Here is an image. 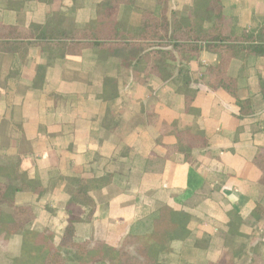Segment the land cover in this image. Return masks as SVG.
I'll list each match as a JSON object with an SVG mask.
<instances>
[{
  "label": "crops",
  "instance_id": "1",
  "mask_svg": "<svg viewBox=\"0 0 264 264\" xmlns=\"http://www.w3.org/2000/svg\"><path fill=\"white\" fill-rule=\"evenodd\" d=\"M101 1L0 0V24L54 20L62 29L82 28ZM221 2L225 34L264 25V0ZM203 3L169 0L168 19L188 21ZM111 7L129 27L140 24L143 12L161 10L157 0ZM200 46L193 54L174 51L168 79L142 71L138 56L130 60L126 52L87 48L75 56L33 46L22 62L0 51V181L16 205L35 213L25 230L0 235V264L27 259V233H51L58 245L70 216H87L89 207L72 200L81 179L96 208L91 221L75 225L79 242L120 246L130 234H148L157 264H264V216L254 211L264 207V172L256 164L264 148V57L240 55L230 63L239 97L254 109L241 117L231 95L208 85L206 66L218 64L219 55ZM186 77L195 95L191 112L178 92ZM174 128L205 132L208 147L193 149V161H186L166 147L177 143ZM15 168L40 192L15 191ZM172 230L178 233L168 235Z\"/></svg>",
  "mask_w": 264,
  "mask_h": 264
},
{
  "label": "trees",
  "instance_id": "2",
  "mask_svg": "<svg viewBox=\"0 0 264 264\" xmlns=\"http://www.w3.org/2000/svg\"><path fill=\"white\" fill-rule=\"evenodd\" d=\"M119 1L102 0L96 7V17L82 28L62 29L55 25L54 20L46 24L33 23L29 27L0 24V51L16 54L22 62L27 59L29 49L33 46H42L52 53L75 56L81 55L87 48H99L102 53L109 54L126 52L130 60L133 56H138L142 71L147 70L151 74L168 79L172 77V73L168 70L169 65H166V62L175 60L174 51L198 53L201 50L200 45L204 44L207 50L219 55L218 64L206 66L208 85L214 90L223 89L231 95L240 109L241 117L254 113L251 100L239 97L237 80L229 76L228 69L232 59L240 55L264 57V25L255 33L227 35L223 30L224 13L221 0H204V6L195 9L188 21L181 20L177 15L170 21L169 0H157L161 7L160 14L145 11L140 24L137 27H129L118 20L115 10L111 7L112 2ZM210 12L213 16L212 23L206 28L204 24ZM147 49L152 50V56L140 55ZM152 61L153 64H150ZM189 83V77L184 78L182 87L178 89L185 97L186 112L192 111L195 96L188 88ZM173 133L177 143L166 147L171 151L183 153L188 162L193 161V149L206 148L209 145L208 137L203 131L174 128ZM256 164L264 172V148H260ZM11 177L18 181L15 191L37 193L41 190V187L22 180L17 168L11 173ZM261 183L264 185V175ZM9 193V184L0 181V235L5 239L25 230L35 219L33 207L16 205ZM76 199L89 207L87 216H70L58 245L54 243L51 233H27L25 241L29 243L24 248V253L28 257L20 264H67L69 259L76 264H157V245L148 234H130L120 246L77 241L75 225L91 221L96 208L94 198L86 191L85 179L80 180L72 193V200ZM4 204L11 208V218L8 221L3 220ZM254 211L264 216V207L261 204H257ZM177 233L172 230L168 235ZM250 264H255V261Z\"/></svg>",
  "mask_w": 264,
  "mask_h": 264
},
{
  "label": "rangeland",
  "instance_id": "3",
  "mask_svg": "<svg viewBox=\"0 0 264 264\" xmlns=\"http://www.w3.org/2000/svg\"><path fill=\"white\" fill-rule=\"evenodd\" d=\"M2 210H3V220L4 221L10 220V218H11V215H10L11 214V211H10L9 205L8 204H4L2 206ZM67 264H76V262L75 261H72L71 259H69Z\"/></svg>",
  "mask_w": 264,
  "mask_h": 264
}]
</instances>
